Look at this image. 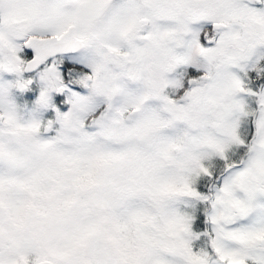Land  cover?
I'll return each instance as SVG.
<instances>
[{
  "label": "snow or ice",
  "instance_id": "snow-or-ice-1",
  "mask_svg": "<svg viewBox=\"0 0 264 264\" xmlns=\"http://www.w3.org/2000/svg\"><path fill=\"white\" fill-rule=\"evenodd\" d=\"M0 264H264V0H0Z\"/></svg>",
  "mask_w": 264,
  "mask_h": 264
}]
</instances>
